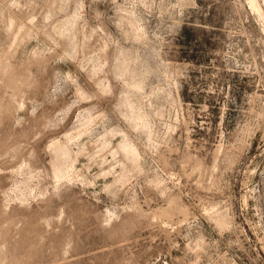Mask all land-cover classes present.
Instances as JSON below:
<instances>
[{
  "label": "rangeland",
  "instance_id": "374dc122",
  "mask_svg": "<svg viewBox=\"0 0 264 264\" xmlns=\"http://www.w3.org/2000/svg\"><path fill=\"white\" fill-rule=\"evenodd\" d=\"M255 1L0 0V264H264Z\"/></svg>",
  "mask_w": 264,
  "mask_h": 264
},
{
  "label": "bare ground",
  "instance_id": "6f19581e",
  "mask_svg": "<svg viewBox=\"0 0 264 264\" xmlns=\"http://www.w3.org/2000/svg\"><path fill=\"white\" fill-rule=\"evenodd\" d=\"M250 3L253 5V7L254 8H256L257 10H258V7H257V5H256V1L255 0H250ZM126 150V149H125ZM130 152V153H129ZM128 153L130 154V155H133L134 154V152L133 151H129ZM60 154L62 155V154H65V151L63 150V148H60Z\"/></svg>",
  "mask_w": 264,
  "mask_h": 264
}]
</instances>
